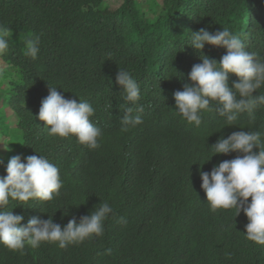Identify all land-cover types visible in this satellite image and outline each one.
Masks as SVG:
<instances>
[{"label":"trees","instance_id":"obj_1","mask_svg":"<svg viewBox=\"0 0 264 264\" xmlns=\"http://www.w3.org/2000/svg\"><path fill=\"white\" fill-rule=\"evenodd\" d=\"M0 26L10 29L9 49L0 56L15 70H6L14 81L5 100L20 132H0V176L12 156L39 154L59 168L63 183L51 201H10L7 209L23 215V225L52 216L63 228L100 202L113 208L101 236L63 249L42 242L13 251L0 244V264H264V245L245 238L243 211L210 210L200 178L201 171L239 155L212 156L210 147L221 136L264 133V106L254 120L245 112L227 126L213 105L196 127L175 112L173 97L191 83L188 74L201 55L219 62L226 53L208 44L202 53L190 47V34L201 28L214 33L226 27L247 51L264 56V0H0ZM35 37L33 59L25 41ZM119 68L138 82L136 103L143 106L132 113L143 122L127 132L120 131V120L136 105L116 84ZM237 79L230 73L229 87ZM49 86L93 106L99 148L90 150L74 136L48 135L38 113Z\"/></svg>","mask_w":264,"mask_h":264},{"label":"clouds","instance_id":"obj_2","mask_svg":"<svg viewBox=\"0 0 264 264\" xmlns=\"http://www.w3.org/2000/svg\"><path fill=\"white\" fill-rule=\"evenodd\" d=\"M9 34L10 29L0 26V54L9 49ZM206 44L222 47L226 53L219 62L201 55L202 63L193 65L188 74L191 83H185L182 91L173 93L175 112L196 127L201 125L204 113L213 110V105L227 126H233L245 112L254 120L255 110L264 106V94H258L264 87V56L247 51L239 36L226 27L214 33L201 28L190 34L188 45L194 50L202 53ZM25 45V54L36 59L39 38H28ZM230 73L238 78L231 87ZM116 84L121 88L123 99L136 105L135 109L125 108L120 120V131L127 132L143 122L140 115H132L133 111L143 112V106L136 103L140 99V86L129 71L120 68ZM93 115L94 108L88 101L66 99L57 87L49 86V94L41 101L38 119L45 122L49 136H74L78 143L94 150L100 147L102 131L91 122ZM254 148L259 151L254 152ZM3 149L10 151L8 145ZM210 149L212 156L239 153L234 159L214 165L210 173L200 172L201 188L210 210L235 209L236 216L243 211L248 219L245 238L264 245V133L236 131L226 138L221 136ZM5 171L6 175L0 176V244L7 249L17 251L26 246L34 249L42 242L57 243L63 249L103 234L104 222L113 213L108 202H100L79 223L71 219L63 228L53 222L52 216L47 219L34 216L23 225V215L7 209L10 201L22 205L33 199L53 200L63 187L59 168L44 155H30L23 160L16 155L8 160ZM110 253L111 249H106L105 254Z\"/></svg>","mask_w":264,"mask_h":264},{"label":"rangeland","instance_id":"obj_3","mask_svg":"<svg viewBox=\"0 0 264 264\" xmlns=\"http://www.w3.org/2000/svg\"><path fill=\"white\" fill-rule=\"evenodd\" d=\"M110 1L118 3V0ZM7 69L10 70V72L15 73V70L8 68L0 56V132L6 130L7 127H10L8 134L13 136L20 132L16 126L17 118L16 115L13 114L14 110L10 108L7 100H5L10 96V86L14 81L13 77L8 71H6ZM14 152L16 154L18 153L16 150Z\"/></svg>","mask_w":264,"mask_h":264}]
</instances>
